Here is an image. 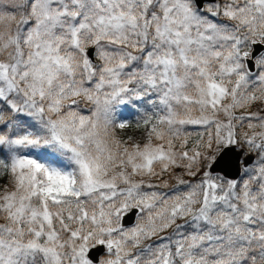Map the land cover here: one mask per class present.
<instances>
[{"label": "snow or ice", "instance_id": "snow-or-ice-1", "mask_svg": "<svg viewBox=\"0 0 264 264\" xmlns=\"http://www.w3.org/2000/svg\"><path fill=\"white\" fill-rule=\"evenodd\" d=\"M0 180V264H264V0H0Z\"/></svg>", "mask_w": 264, "mask_h": 264}, {"label": "trees", "instance_id": "trees-1", "mask_svg": "<svg viewBox=\"0 0 264 264\" xmlns=\"http://www.w3.org/2000/svg\"><path fill=\"white\" fill-rule=\"evenodd\" d=\"M142 133H143V130H136V129H130L128 130V135H133L137 138H140L142 136ZM4 181L3 180H0V184H3Z\"/></svg>", "mask_w": 264, "mask_h": 264}, {"label": "water", "instance_id": "water-1", "mask_svg": "<svg viewBox=\"0 0 264 264\" xmlns=\"http://www.w3.org/2000/svg\"><path fill=\"white\" fill-rule=\"evenodd\" d=\"M231 159L234 161L235 157H234V156H232V157H231ZM231 170H232V171H233V173H234V167H233Z\"/></svg>", "mask_w": 264, "mask_h": 264}]
</instances>
